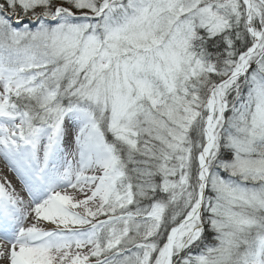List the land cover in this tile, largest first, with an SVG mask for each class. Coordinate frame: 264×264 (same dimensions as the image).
<instances>
[{"label":"snow or ice","instance_id":"snow-or-ice-1","mask_svg":"<svg viewBox=\"0 0 264 264\" xmlns=\"http://www.w3.org/2000/svg\"><path fill=\"white\" fill-rule=\"evenodd\" d=\"M0 157L7 264H264V0H0Z\"/></svg>","mask_w":264,"mask_h":264},{"label":"bare ground","instance_id":"bare-ground-1","mask_svg":"<svg viewBox=\"0 0 264 264\" xmlns=\"http://www.w3.org/2000/svg\"><path fill=\"white\" fill-rule=\"evenodd\" d=\"M15 171H13L8 163L0 157V183H5L6 181H10L12 186L16 188L17 191H20L21 194L24 196L23 189L21 188V184L19 183L18 179L16 178ZM7 186V185H6ZM47 227H51V225H47ZM0 264H7L6 260L0 259Z\"/></svg>","mask_w":264,"mask_h":264}]
</instances>
